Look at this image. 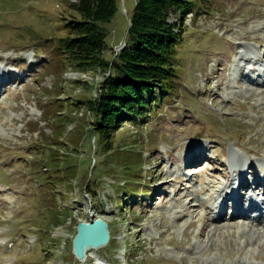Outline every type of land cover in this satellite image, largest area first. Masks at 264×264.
<instances>
[{"label":"rangeland","instance_id":"1","mask_svg":"<svg viewBox=\"0 0 264 264\" xmlns=\"http://www.w3.org/2000/svg\"><path fill=\"white\" fill-rule=\"evenodd\" d=\"M134 2L120 0L108 52L124 46ZM76 4L0 0V264H261L264 218H225L231 195L213 205L240 175L264 177V0H207L188 15L179 93L120 129L109 154L76 104L98 97L104 73L74 72L52 50ZM95 219L110 241L80 262L78 224Z\"/></svg>","mask_w":264,"mask_h":264},{"label":"trees","instance_id":"2","mask_svg":"<svg viewBox=\"0 0 264 264\" xmlns=\"http://www.w3.org/2000/svg\"><path fill=\"white\" fill-rule=\"evenodd\" d=\"M206 4L207 0H135L125 44L117 53L108 52L107 25L120 11V0H77L69 6L77 17L64 22V35L55 39L52 50L74 72L105 75L95 100L76 103L92 113L91 131L101 152L114 153L120 129L154 121L159 109L179 93L177 56L184 43V21ZM171 16L175 24L169 22ZM56 159L54 171L64 169L65 176H76V165L59 167Z\"/></svg>","mask_w":264,"mask_h":264},{"label":"water","instance_id":"3","mask_svg":"<svg viewBox=\"0 0 264 264\" xmlns=\"http://www.w3.org/2000/svg\"><path fill=\"white\" fill-rule=\"evenodd\" d=\"M109 226L102 219L80 222L76 236L73 239L74 255L83 262L85 249L93 246L106 245L109 241Z\"/></svg>","mask_w":264,"mask_h":264},{"label":"bare ground","instance_id":"4","mask_svg":"<svg viewBox=\"0 0 264 264\" xmlns=\"http://www.w3.org/2000/svg\"><path fill=\"white\" fill-rule=\"evenodd\" d=\"M257 38V37H256ZM245 39H249V36L248 37H246ZM259 77V79H264V73L263 74H261L260 76H258ZM238 165V164H237ZM240 166H241V168H243V166H242V164L240 163ZM241 179L239 180L238 178L236 179V180H233L234 182L233 183H235V184H237L238 186H239V188L240 189H242L243 187H245V186H248V187H251V185L252 184H255V181H257V180H260V181H262L263 180V182H264V177H260V178H255V180H252L253 181V183L251 182V183H249L247 180H244L243 179V176H239ZM245 177V176H244ZM247 178V177H246ZM170 181H171V179H170ZM170 181H168L169 183H170ZM235 184H232V185H235ZM245 189H247V188H245ZM263 189H264V185H263ZM240 193H243V191H240ZM263 193H264V191H263ZM221 194H222V196L224 197V198H226V196H228L229 194H228V192H221ZM232 195V194H231ZM243 197H245V195H243ZM220 199H222V198H220ZM256 199H257V197H254L252 200H251V208H253V209H255L256 210V208H257V203L255 202L256 201ZM223 208H224V205L221 203H216V204H214L213 205V209L214 210H216V212H217V214H219V213H221V211H223ZM243 209H246V207H244L243 205H240L239 203L238 204H236L235 206H234V210H235V213H234V215H232V217L233 218H231L230 220H235V219H237V218H234L235 217V215H237V213H239L240 215L242 214V211H243ZM264 214V209H262L261 211H260V214H259V216H262ZM244 219H250V220H253V222L254 221H256L257 219H253V218H249V217H247V215L244 213ZM224 221H226V220H223V222ZM225 226H222V227H220V228H218V229H215L214 231V233H218V232H222V228H224ZM253 229H250V230H248V232L247 233H249L250 235H251V232H252V234L254 233H256V232H254V231H252ZM204 231V230H203ZM228 231V230H227ZM253 234V235H254ZM229 235H230V233H229ZM107 245V244H106ZM106 245H101V246H96V247H93V246H90V247H88V248H86L85 249V252H84V255H83V261L85 262V261H87V259H88V253L89 252H91L92 250L93 251H97V250H99V249H101V248H103V247H105ZM250 245H251V242H250V244L248 243L247 244V246L248 247H250ZM100 264H106V263H103V262H101ZM261 264H264V258L263 259H261Z\"/></svg>","mask_w":264,"mask_h":264},{"label":"built area","instance_id":"5","mask_svg":"<svg viewBox=\"0 0 264 264\" xmlns=\"http://www.w3.org/2000/svg\"><path fill=\"white\" fill-rule=\"evenodd\" d=\"M116 52H118V50H116Z\"/></svg>","mask_w":264,"mask_h":264}]
</instances>
